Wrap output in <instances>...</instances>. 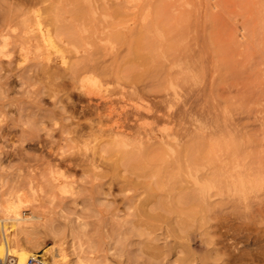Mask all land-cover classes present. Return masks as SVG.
Here are the masks:
<instances>
[{
    "label": "rangeland",
    "instance_id": "374dc122",
    "mask_svg": "<svg viewBox=\"0 0 264 264\" xmlns=\"http://www.w3.org/2000/svg\"><path fill=\"white\" fill-rule=\"evenodd\" d=\"M4 226L48 264H264V0H0Z\"/></svg>",
    "mask_w": 264,
    "mask_h": 264
},
{
    "label": "bare ground",
    "instance_id": "6f19581e",
    "mask_svg": "<svg viewBox=\"0 0 264 264\" xmlns=\"http://www.w3.org/2000/svg\"><path fill=\"white\" fill-rule=\"evenodd\" d=\"M8 220H15V221H19V220H24L23 217L20 218H16V219H8ZM7 226V225H6ZM262 231V230H261ZM264 231V230H263ZM7 229L4 226L3 227V244L0 247V264H6L5 261L8 256L13 255L15 257H17L19 259L18 264H27V261L29 258H35V259H39L45 262V259L41 256V255H34L33 253H29V252H23V251H17L15 249H13L10 245V239L8 237V234L6 233ZM261 233V232H260ZM260 235V234H259ZM250 236V235H249ZM264 236V235H263ZM260 238V237H259ZM259 240V239H258ZM264 242V241H263ZM4 247V248H3ZM261 248V247H260ZM255 250V249H254ZM262 252V251H261ZM255 254V253H254ZM46 264H48L47 262H45Z\"/></svg>",
    "mask_w": 264,
    "mask_h": 264
},
{
    "label": "built area",
    "instance_id": "2783aa9c",
    "mask_svg": "<svg viewBox=\"0 0 264 264\" xmlns=\"http://www.w3.org/2000/svg\"><path fill=\"white\" fill-rule=\"evenodd\" d=\"M8 264H18L17 260L15 257L9 256L7 261ZM27 264H46L44 261L35 259V258H29L27 261Z\"/></svg>",
    "mask_w": 264,
    "mask_h": 264
}]
</instances>
